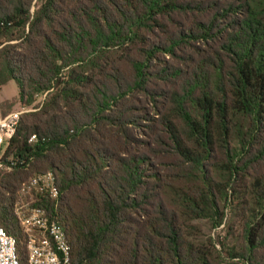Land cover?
I'll return each mask as SVG.
<instances>
[{
    "label": "trees",
    "instance_id": "trees-1",
    "mask_svg": "<svg viewBox=\"0 0 264 264\" xmlns=\"http://www.w3.org/2000/svg\"><path fill=\"white\" fill-rule=\"evenodd\" d=\"M7 82L22 106L45 95L0 147L17 264L12 206L40 174L70 264H264V0H0ZM227 212L238 252L198 231L231 235Z\"/></svg>",
    "mask_w": 264,
    "mask_h": 264
},
{
    "label": "built area",
    "instance_id": "built-area-1",
    "mask_svg": "<svg viewBox=\"0 0 264 264\" xmlns=\"http://www.w3.org/2000/svg\"><path fill=\"white\" fill-rule=\"evenodd\" d=\"M21 112L14 111L0 116V147L8 140L18 122ZM31 136L29 141L33 140ZM1 149V148H0ZM1 153V150H0ZM1 156V155H0ZM2 164L0 163V169ZM41 179V180H40ZM32 184L38 191L55 195L53 180L50 174L42 175ZM17 220L26 234V262L25 264H70L67 247L57 227L47 220L40 208H33L25 218ZM27 230H34L37 234L28 235ZM0 264H17L14 253V241L6 235L0 227Z\"/></svg>",
    "mask_w": 264,
    "mask_h": 264
},
{
    "label": "rangeland",
    "instance_id": "rangeland-1",
    "mask_svg": "<svg viewBox=\"0 0 264 264\" xmlns=\"http://www.w3.org/2000/svg\"><path fill=\"white\" fill-rule=\"evenodd\" d=\"M36 3L32 2L30 6V13L34 10ZM15 41L6 42V44H14ZM3 45V44H2ZM1 45V46H2ZM170 61V60H169ZM172 62V61H171ZM169 64H172L169 62ZM173 65V64H172ZM45 95H34L33 101L29 106H22L18 103L17 99V91L16 87L12 82H7L4 86L0 87V116H4L10 112L18 111L21 112L20 118L23 117L26 114L32 113L37 111L43 102V98ZM6 170L5 172H7ZM42 174L40 175H32L28 176L19 184L18 190L16 192V199L13 204V216L18 218H25L31 210L34 208L31 201V196L34 194L35 189L37 188L32 182L37 180V178H40ZM41 180V179H40ZM239 216V213L236 212ZM224 220H226L227 224L231 226V235L225 236L226 234V227L222 224L219 227L216 228H209L203 224H201V227L198 226V231L200 234L202 233V240L206 241H212L217 251H221L220 243L223 245L224 250H227L229 247H234V251H240V249L243 246V240H242V233H241V227H240V218L239 217H233L227 212ZM225 222V223H226ZM228 225V226H229ZM28 235H34L37 234L34 230H27ZM222 256H224L222 254ZM233 264V263H228ZM240 264V263H239Z\"/></svg>",
    "mask_w": 264,
    "mask_h": 264
}]
</instances>
